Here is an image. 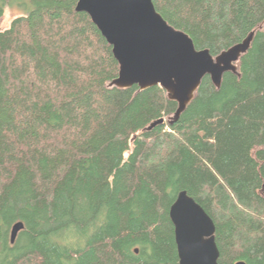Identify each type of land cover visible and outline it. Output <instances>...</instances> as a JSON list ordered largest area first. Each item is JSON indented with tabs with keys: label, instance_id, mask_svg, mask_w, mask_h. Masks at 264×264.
Listing matches in <instances>:
<instances>
[{
	"label": "trees",
	"instance_id": "1",
	"mask_svg": "<svg viewBox=\"0 0 264 264\" xmlns=\"http://www.w3.org/2000/svg\"><path fill=\"white\" fill-rule=\"evenodd\" d=\"M153 2L213 56L254 32L177 120L161 86H110L119 63L78 0H0L24 11L0 30V264H179L182 191L219 264H264V0Z\"/></svg>",
	"mask_w": 264,
	"mask_h": 264
},
{
	"label": "water",
	"instance_id": "2",
	"mask_svg": "<svg viewBox=\"0 0 264 264\" xmlns=\"http://www.w3.org/2000/svg\"><path fill=\"white\" fill-rule=\"evenodd\" d=\"M76 10L86 12L112 46L119 73L110 86H138L140 90L161 86L168 98L178 103L175 120L194 99L206 76L219 88L225 73L238 74L237 62L254 38L251 32L242 42L213 56L209 49L198 50L187 33L170 25L153 0H78ZM169 213L179 264H219L216 224L202 205L182 191ZM24 227L23 221L12 227V243ZM235 264L247 263L241 260Z\"/></svg>",
	"mask_w": 264,
	"mask_h": 264
},
{
	"label": "rangeland",
	"instance_id": "3",
	"mask_svg": "<svg viewBox=\"0 0 264 264\" xmlns=\"http://www.w3.org/2000/svg\"><path fill=\"white\" fill-rule=\"evenodd\" d=\"M24 13L23 9L17 5L8 7L4 15L0 18V30L8 29L15 17Z\"/></svg>",
	"mask_w": 264,
	"mask_h": 264
},
{
	"label": "bare ground",
	"instance_id": "4",
	"mask_svg": "<svg viewBox=\"0 0 264 264\" xmlns=\"http://www.w3.org/2000/svg\"><path fill=\"white\" fill-rule=\"evenodd\" d=\"M11 239H12V234H11ZM238 263V262H237Z\"/></svg>",
	"mask_w": 264,
	"mask_h": 264
}]
</instances>
